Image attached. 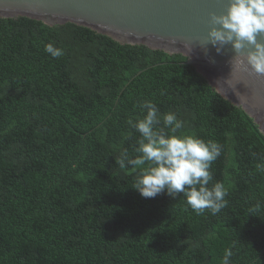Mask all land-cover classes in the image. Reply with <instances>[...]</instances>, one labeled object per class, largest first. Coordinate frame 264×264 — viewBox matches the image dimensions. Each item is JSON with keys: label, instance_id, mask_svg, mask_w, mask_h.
Wrapping results in <instances>:
<instances>
[{"label": "trees", "instance_id": "obj_1", "mask_svg": "<svg viewBox=\"0 0 264 264\" xmlns=\"http://www.w3.org/2000/svg\"><path fill=\"white\" fill-rule=\"evenodd\" d=\"M62 50L53 58L47 44ZM180 53L121 44L75 23L0 18V264H264V133ZM158 112L221 146L226 207L144 198L128 120ZM161 124L159 127H162ZM143 167H147V164Z\"/></svg>", "mask_w": 264, "mask_h": 264}, {"label": "water", "instance_id": "obj_2", "mask_svg": "<svg viewBox=\"0 0 264 264\" xmlns=\"http://www.w3.org/2000/svg\"><path fill=\"white\" fill-rule=\"evenodd\" d=\"M227 4L228 0H0V18L23 16L50 26L75 23L121 44H143L185 55L186 63L253 117L264 133V76L250 68L232 71L230 62L236 53L231 45H223L217 53L208 44L211 15L224 13ZM257 39L264 43V36ZM185 44L191 45V51Z\"/></svg>", "mask_w": 264, "mask_h": 264}, {"label": "clouds", "instance_id": "obj_3", "mask_svg": "<svg viewBox=\"0 0 264 264\" xmlns=\"http://www.w3.org/2000/svg\"><path fill=\"white\" fill-rule=\"evenodd\" d=\"M211 25L208 44L214 46L217 53L223 45L230 44L236 53L230 62L232 71L248 72L250 68L251 72L264 76V43L257 39L264 36V0H228L224 13L211 15ZM249 46L250 50L245 51ZM184 47L191 51V45ZM45 51L53 58L63 54L51 43L45 46ZM217 85L226 91L221 81H217ZM140 107L146 109V115L135 122L128 120L140 134L134 149L138 155L130 158L125 149L116 160L121 169L139 170L133 188L144 198L166 193L175 199L184 194L197 214H203L205 209L213 215L219 213L226 207L227 189L221 182L211 188L208 185L212 180L210 168L220 155L221 146L215 141L177 134L183 122L173 112L161 117L151 101H143ZM161 124L163 126L159 127ZM146 164L147 167H143ZM232 255L231 249H225L222 264H230Z\"/></svg>", "mask_w": 264, "mask_h": 264}]
</instances>
